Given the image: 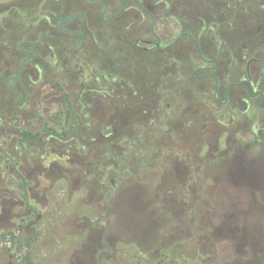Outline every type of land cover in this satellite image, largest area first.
<instances>
[{
  "label": "rangeland",
  "instance_id": "rangeland-1",
  "mask_svg": "<svg viewBox=\"0 0 264 264\" xmlns=\"http://www.w3.org/2000/svg\"><path fill=\"white\" fill-rule=\"evenodd\" d=\"M41 1L0 0V43L22 38L36 21L27 11ZM212 1L228 22L255 18L247 0ZM212 1L168 0L190 17ZM116 39L109 52L137 67L148 92L160 80L171 106L140 139L114 140L103 134L108 124L97 134L92 122L77 141L82 154L68 155L66 168L52 162L30 201L11 175L0 264H264V144L226 133L200 103L210 93L175 86V63L164 59L161 67ZM132 110V120L144 117ZM110 111L97 103L95 118H121Z\"/></svg>",
  "mask_w": 264,
  "mask_h": 264
},
{
  "label": "flooded vegetation",
  "instance_id": "flooded-vegetation-1",
  "mask_svg": "<svg viewBox=\"0 0 264 264\" xmlns=\"http://www.w3.org/2000/svg\"><path fill=\"white\" fill-rule=\"evenodd\" d=\"M247 1L255 18L236 23L213 1L192 17L168 0H42L27 11L35 23L0 43V216L12 196L5 181L12 175L30 201L52 162L66 168L82 154L92 122L97 134L108 124L114 140L140 139L171 106L159 79L148 92L137 67L109 52L116 38L137 57L175 63V86L210 93L199 101L226 133L264 144V0ZM239 27L247 31L236 37ZM97 103L121 118H95ZM135 106L142 119L132 120Z\"/></svg>",
  "mask_w": 264,
  "mask_h": 264
}]
</instances>
